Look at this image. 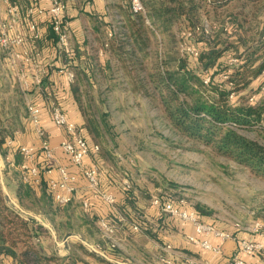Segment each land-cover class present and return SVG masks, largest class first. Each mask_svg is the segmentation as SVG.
<instances>
[{
	"label": "trees",
	"instance_id": "trees-1",
	"mask_svg": "<svg viewBox=\"0 0 264 264\" xmlns=\"http://www.w3.org/2000/svg\"><path fill=\"white\" fill-rule=\"evenodd\" d=\"M81 1L86 5V0ZM142 1L146 15L133 13L128 1L116 6V11L121 15L111 37H108V31L113 26L112 20L107 19L106 14L99 16L94 11L88 13L100 19L91 24L90 40L97 42L96 49H81L77 42L70 52L60 50L64 63L75 74L70 89L83 115L87 133L94 142L84 135L86 139L91 145L99 144L96 141L109 132L105 118L110 112L103 109L97 112L92 103L94 84L102 81L105 89L114 92L128 82L132 84L130 92L148 98L179 135L209 147L264 180V143L239 130H264V12L263 15H256L253 9L248 8L253 3L264 9L261 6L264 0ZM237 1L240 5H234ZM227 7L231 8L227 9V19L221 22L219 30L206 31V16ZM196 26H202L201 30L191 37L186 38L182 34L185 29L192 30ZM224 32H232V35ZM42 40L58 47L57 36L50 25L47 34L36 40L35 49H39ZM88 42L89 39L85 38L84 46ZM183 42L194 43L199 55L182 52L180 45ZM105 43L108 44L106 48ZM100 50L109 51L115 66L110 61L111 57H100ZM231 59L235 62H230ZM207 76L210 77L208 84L204 82ZM101 92L100 89V98L104 102ZM232 93L234 95L231 97ZM53 103L59 104L57 101ZM59 105L67 112L63 105ZM6 142L0 137L1 149ZM101 152L91 154L96 157ZM19 153L17 149L15 163L18 164L24 160ZM38 185L42 187L40 195L37 194ZM46 185L45 179L39 183L20 180L16 196L20 203L25 197L32 196L42 204L51 200L59 207L69 204L54 202ZM132 193V187L126 189L124 199L129 204L133 202ZM194 210L199 220L218 226L215 220L206 217L209 212L206 213L201 205L195 206ZM98 219L94 214L90 218L95 223L99 222ZM88 223L89 220L85 222L86 225ZM41 228L43 225L38 222L22 219L0 190V264H86L85 258L75 250H70L65 256L45 255L31 241L26 242L27 246L21 253L13 248L14 238L24 235V229L30 239L31 236L38 237ZM74 247L85 255L108 261L80 242L75 243ZM251 256L264 258L261 252ZM244 262L250 264L245 259ZM182 264L190 263L185 260Z\"/></svg>",
	"mask_w": 264,
	"mask_h": 264
},
{
	"label": "rangeland",
	"instance_id": "rangeland-1",
	"mask_svg": "<svg viewBox=\"0 0 264 264\" xmlns=\"http://www.w3.org/2000/svg\"><path fill=\"white\" fill-rule=\"evenodd\" d=\"M72 1L83 9L94 11L99 16L106 14L109 20L114 21L116 27L121 15L116 8L120 4H125L124 0H105L109 11L102 13L100 10H95V5L90 8L86 7L81 0ZM235 4L240 5V2L237 1ZM249 5L248 8L253 9L256 15H263V8L256 7L253 3ZM261 6L263 7L264 4ZM230 8H219L209 12L207 16L204 14L207 17L205 25L208 32L219 30L221 22L227 19V9ZM88 20L92 24L100 19L90 15ZM224 34L229 36L232 32H224ZM191 43L183 42L180 50L185 52L183 46ZM230 62L235 60L231 59ZM100 89L101 97L105 98L104 102L100 98ZM118 89L114 92L108 91L102 81L94 84L92 103L95 110L98 112L103 109L110 112L105 118L109 125V132H106L105 136L96 143H99L102 157L108 155L107 159L114 166L112 169L114 173L126 178L130 187L136 189L142 204L145 202L147 205L158 197L162 200L170 199L185 208L195 209V206L201 205L206 213L209 212L206 217L222 223L225 229L228 227L231 231L232 226H235L241 231L254 234L255 231L252 230L254 223L257 220L264 222V180L254 175L248 168L215 153L209 147L179 135L161 115L158 107L148 98L127 92L121 87ZM35 95L38 93H34V90L30 92L22 90L15 74L8 66L6 52L0 47V127L2 128L0 137L5 140L8 134L13 136L16 131L24 130L20 117H28L27 103L34 101ZM15 109L17 120L9 124L2 123L5 113L10 114ZM257 129L241 128L239 130L264 143V130L261 132ZM4 146L0 148V190L8 204L19 214H24L25 211L30 213V215L24 214L25 216L47 218L49 223L43 224L41 235L48 237L50 240L48 246L52 248L55 245L59 253L63 254L68 250L63 243L64 236L68 232L75 233L72 240H70L71 237L69 238L70 242H80L87 248L97 250L98 248L89 237L102 243L105 238L104 232L99 228L98 223L90 220L88 211L81 208L80 203L59 207L52 200L42 204L39 199L32 196L25 197L23 203H20L17 196L10 193L3 173H5L4 170L13 166L11 165L13 158L10 159L8 147L5 146V151ZM102 170L104 172L109 169L103 165ZM19 174L17 170H10V176L14 178L16 184L20 181ZM139 207L140 210L137 209L139 212L145 209ZM88 220L89 225H86L85 222ZM116 240H118L117 237ZM70 242L68 241L69 248ZM87 242L91 246L86 244ZM32 243L35 246L40 244L35 238L32 239ZM74 250L80 255L83 254L77 248ZM165 253L153 255L149 251L145 253L144 263L161 264L159 256ZM131 257L130 261H125V264H137L135 261L137 256ZM173 262L182 264L180 260L173 259Z\"/></svg>",
	"mask_w": 264,
	"mask_h": 264
},
{
	"label": "crops",
	"instance_id": "crops-1",
	"mask_svg": "<svg viewBox=\"0 0 264 264\" xmlns=\"http://www.w3.org/2000/svg\"><path fill=\"white\" fill-rule=\"evenodd\" d=\"M33 1L37 0H19L18 4L22 12H24L25 7ZM41 1L44 4L48 3V0ZM67 3L68 7L66 15L67 19L70 22L71 45L75 46V44L79 42L81 49H96L98 45L97 42L95 40H90V32L92 26L88 20V13L92 11H90V9L87 10L79 7V5L75 4V2H73L72 0L67 1ZM94 4L95 10H100L102 13H106L109 8L106 5L105 0H95ZM6 6L7 4L4 1L0 0V13L5 14ZM111 25H114L113 20ZM40 26L42 27L44 36L45 34H47L48 25L47 23L40 22ZM21 31L28 34L27 26L25 25V23L21 25ZM85 38L89 39V42L84 46L85 43H83V40ZM35 43L36 42L34 41L31 43V45H34ZM40 45L41 46L38 47L41 50L43 57L50 65L49 75L47 76V78L45 77L43 89L38 88L37 86H32L30 91L34 90V93H38V95H35L34 102L40 105L42 108V126L46 131L47 139L50 141L51 146L54 148V160L57 163L69 165L71 171L77 172V168L70 166L68 157L63 153L59 146L60 140L63 137V133L62 130L55 126L51 121L49 114L50 104L57 101L59 102V104L63 105V107L69 113L70 118L74 122H76L82 133L85 136L89 137L92 142L94 141L88 135L87 129L84 126V118L73 97L72 91L70 89V82L66 80L63 74H60L58 72V67L65 62L64 55L61 54L59 48H56L54 44H50L47 40H42V42H40ZM101 52L102 50L99 51V55L102 59L111 57L109 55V51H103V53ZM110 61L115 66L116 63H114L115 61L112 60V57L110 58ZM121 88L128 90L127 92H130L132 90V84L124 82ZM30 91L27 90V92ZM15 111L16 113H14ZM5 115L6 116L2 123L9 124L13 120H17L16 109L10 114L5 113ZM8 118H10L11 120H9ZM20 119L23 121L24 130L16 131L13 136H10L8 134V137H6V146L8 147V152H10V159L13 158V164H11L13 166L9 167L6 171L4 170L5 173H3V178L8 190L12 195H16L18 184H16L14 178L10 176V170H17V172L20 173V180H22V171L20 169L21 163H15V156L17 154L18 146L28 145L38 147L41 141V138L36 132V129L31 123L29 117L24 116L20 117ZM9 141H11V143H9ZM41 153L42 152L38 151L39 156L37 155L38 157L35 161L43 165L45 163V159L43 158V156H41ZM94 157L95 154H90L85 159V166L89 167L94 163H98L102 168L103 165H106L109 170H105L104 172L102 170V175L100 177V187L102 188V190L112 193L115 196L117 202H115L114 205H111L101 198H94L92 196L91 190L87 187L85 178L79 176L76 182L77 189L74 193L73 201L68 205L71 206L78 202L80 203V207L82 208V199L88 198L90 200L89 207L87 209L89 216L91 217L94 214L100 219H105L114 227L115 231L113 236L115 235L114 238L116 239L117 237L118 240H116L117 246L115 248H110L109 241L106 237L103 239L102 243H100L99 240L96 242V240L94 241V239L92 240L89 237L94 245L99 250L107 252L110 255L111 259H108V261L105 262L99 260L94 256L82 254L83 258H85L86 260V264H125V261H130L132 258L131 256L134 255L137 256V259L135 260L137 264L138 262L140 264H146L144 263V256H146L145 253H148L150 251L153 255H157L160 252H165L163 250V247L167 244H171L172 249L166 253L170 255V257H173L174 260H180L183 262L185 260L191 259L200 263L231 264L233 256L238 250L241 240L252 239L264 241V237L260 236L257 233L250 234L248 232L241 231L240 228H237L235 226H232L233 229L230 231L228 227L225 229V226L222 225V223L217 222L218 227L229 230L233 234L232 238L221 239L216 236H207V238L213 244L219 245L221 247L220 253H214L210 250L201 248L200 246L189 242L186 237L188 234L193 233L194 231V227L191 223L183 221L179 218H176L175 216L170 215L167 212L162 211L161 208L153 202H150L147 205L145 202H143L142 204L139 193H137L135 188H133L132 193V200H135H133L131 204L127 203V201H125L124 199L126 189L128 188L125 185L126 178L118 176L116 173H114V170H112L114 166L109 163L110 160L107 159L108 155L102 157V154L99 153L95 157V159ZM54 175L58 176V173L55 171ZM42 179L46 180L45 176H43ZM41 190V185H38V195L41 194ZM139 206L144 207L145 209L142 210V212H139L137 211V209L140 210ZM23 213L25 215H30V213H27L25 211ZM24 214L21 213L19 215L22 219L29 220L28 216H25ZM100 219H98L99 222L97 221L99 226ZM40 224L43 225L42 223ZM134 225H137L139 229H134ZM99 228H101V226ZM24 233V235H19L14 238L15 243L13 244V248L18 253H21L27 246L26 242H32L33 238L39 241L40 246L38 245V247L45 255L56 254L58 256H65L69 253L70 250H74L76 248L74 247L73 243L77 242H70V240H72L71 237L69 240L70 249L67 250L66 253L61 254L56 250L55 245L52 248L51 246H48V242L50 241L48 237L40 234L38 237L31 236L29 239L27 230L24 229ZM202 237L206 238L205 235H202ZM9 242L10 241H8V243ZM113 249L116 250L112 251ZM95 254L99 255L98 253ZM241 258L243 260L245 259L250 264H264V258L259 259L258 257H252L251 255L247 254H242ZM53 263L54 262H52L51 264Z\"/></svg>",
	"mask_w": 264,
	"mask_h": 264
},
{
	"label": "built area",
	"instance_id": "built-area-1",
	"mask_svg": "<svg viewBox=\"0 0 264 264\" xmlns=\"http://www.w3.org/2000/svg\"><path fill=\"white\" fill-rule=\"evenodd\" d=\"M7 6L5 14L0 13V47L6 52L9 68L15 74L19 85L23 91H30L32 86L41 87L45 77L49 74V63L43 57L40 49H35L32 42H36L43 36L40 22L47 23L54 30L57 36V48L59 50L70 52L71 47V30L70 22L67 19V3L64 0H48L47 4L42 1H33L25 7L22 12L18 2L19 0H2ZM93 0H86V7H91ZM130 10L133 13H142L146 15V8L142 0H129ZM27 26L28 34L21 31V25ZM202 26H196L194 29H185L182 34L188 38L194 32H199ZM205 30L208 31L205 25ZM115 33L114 25L108 31V37ZM29 36V37H28ZM105 48L108 46L105 43ZM184 51L193 56L199 55V50L194 43L185 44ZM58 72L63 74L68 82H73L75 79L74 72L66 63L58 67ZM204 82L208 84L210 77L207 76ZM234 94H231V97ZM254 99V96L250 98ZM49 114L51 121L55 126L60 128L63 137L60 140L59 146L63 153L68 157L70 166L77 168V172L70 170L69 165L57 163L54 155V148L46 137V131L42 126V108L34 101L27 103L28 117L41 138L39 146H18L19 152L24 160L20 164L22 177L25 182L32 181L39 183L42 177L45 176L47 186L52 194L53 200L59 204H68L73 201L74 193L77 189L76 182L79 176L85 178L87 187L91 190L94 198H101L108 204L114 205L116 198L112 193L102 190L100 187V177L102 168L98 163L91 166H85V159L92 151L100 150L98 144H90L86 139L79 126L74 122L68 113L59 104L51 103L49 106ZM11 143V141H9ZM38 151L42 152L41 156L45 159L42 165L38 163L36 158L39 156ZM38 155V156H37ZM58 176L54 175V172ZM126 187L130 188V184L125 181ZM90 200L82 199V207L87 211ZM153 203L161 208L162 211L169 213L176 218L189 222L193 225V233L186 237L189 242L200 246L214 253H220L221 247L213 244L207 236H216L221 239L232 238V233L222 229L213 223L201 221L198 219L196 211L192 208H185L182 205L174 203L170 199H159L155 197ZM237 225V224H236ZM100 226L104 232V236L108 239L110 248L117 246V241L114 238V227L105 219H100ZM134 229H139L137 225ZM255 233L264 237V222L257 220L252 228ZM205 235L206 238H203ZM172 249L171 244L163 247L165 252ZM96 250V249H95ZM101 253L106 259H111L107 252L96 250ZM261 252L264 255V241L243 239L240 241L239 248L233 256L231 264H245L240 257L241 254L253 255ZM161 264H175L172 257L167 253L162 254ZM190 264H209L200 263L198 261L189 260Z\"/></svg>",
	"mask_w": 264,
	"mask_h": 264
},
{
	"label": "water",
	"instance_id": "water-1",
	"mask_svg": "<svg viewBox=\"0 0 264 264\" xmlns=\"http://www.w3.org/2000/svg\"><path fill=\"white\" fill-rule=\"evenodd\" d=\"M28 219L32 220V221H35V222H38V223H42V224H46V223H49L47 218L45 217H42V216H38V218H35L33 216H28ZM73 235H75V233H72V232H68L65 234L64 236V239H63V243L65 245V248L69 250V244H68V241H69V238L72 237ZM82 241L84 240L83 238H81ZM85 241V240H84ZM86 244L90 245L89 242H87ZM91 246V245H90ZM91 250L95 253H98L99 255L103 256L101 253H99L98 251H96L95 249L91 248ZM104 257V256H103ZM105 258V257H104Z\"/></svg>",
	"mask_w": 264,
	"mask_h": 264
}]
</instances>
